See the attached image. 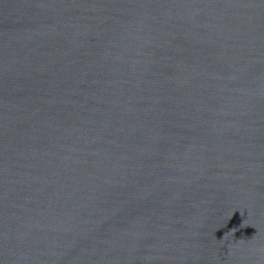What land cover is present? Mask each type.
Wrapping results in <instances>:
<instances>
[{
    "label": "water",
    "instance_id": "water-1",
    "mask_svg": "<svg viewBox=\"0 0 264 264\" xmlns=\"http://www.w3.org/2000/svg\"><path fill=\"white\" fill-rule=\"evenodd\" d=\"M0 264H264V0H0Z\"/></svg>",
    "mask_w": 264,
    "mask_h": 264
}]
</instances>
